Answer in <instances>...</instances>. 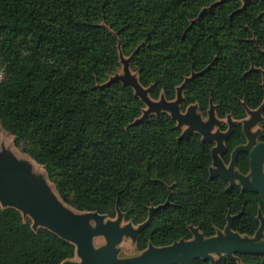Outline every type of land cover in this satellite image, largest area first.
Returning <instances> with one entry per match:
<instances>
[{"label":"trees","instance_id":"16d2710c","mask_svg":"<svg viewBox=\"0 0 264 264\" xmlns=\"http://www.w3.org/2000/svg\"><path fill=\"white\" fill-rule=\"evenodd\" d=\"M0 0V126L23 154L41 166L60 200L79 212H97L139 226L136 249L164 247L232 230L253 237L264 205L258 194L210 178L213 143L182 129L168 113L133 125L145 106L132 88L105 85L119 72V51L157 101L176 99L181 111L211 104L218 119L236 121L221 156L246 144L242 121L264 100V0ZM209 67V68H208ZM253 67L255 70H251ZM207 69L202 74L203 70ZM105 85V86H104ZM263 121L259 142L264 143ZM222 130L226 126L221 127ZM235 169L249 174L239 152ZM75 247L0 207V264H61ZM192 264H210L196 259ZM215 264H264V255L225 256Z\"/></svg>","mask_w":264,"mask_h":264},{"label":"water","instance_id":"95a60500","mask_svg":"<svg viewBox=\"0 0 264 264\" xmlns=\"http://www.w3.org/2000/svg\"><path fill=\"white\" fill-rule=\"evenodd\" d=\"M224 0H220L222 2ZM244 10L249 0H240ZM121 57V54H120ZM124 64L123 75H114L105 85L121 83L133 89L145 110L142 116L135 120L133 125L146 122L151 115L158 116L168 113L176 123L177 128H185L178 141L187 139L194 133L201 136L202 143H215L211 149L212 165L209 169L210 178L220 177L228 183L227 191L234 185H239L241 191L258 194L264 205V143L258 142L261 130L251 133L252 127L263 121L264 100L256 110H249L242 103L248 118L243 120V133L246 144L236 147L231 153L230 163L225 165L221 155L225 154L224 142L233 131L234 122L227 117L228 130L220 132L218 127L221 121L215 115V107L210 102L206 120L200 115L197 105H190L185 112L181 111L183 103L182 91L185 86L198 74H192L185 79L176 90V99L166 101L164 97L154 101L148 97V89H144L138 76L132 75L129 69L130 61ZM209 68V67H208ZM207 69L199 74H202ZM251 70H255L251 67ZM262 75V88L264 89V72L256 70ZM104 85V86H105ZM239 152L248 154L249 174L242 175L235 169ZM33 164L30 161L17 160L10 156H0V207L13 208L21 213L23 218L28 216L33 231L39 228L46 229L75 247V257L61 264H192L196 259H201L215 264L216 259L225 256L237 259L239 255H264V215L259 210L257 219L259 227L253 237L241 236L232 230V221L237 216H227V224L223 230H218L216 235L205 238L198 228L189 227L193 238L179 240L169 246L154 247L151 243L147 248L133 258L119 259L118 246L123 238L137 241L141 231L151 222L153 212L168 204V201L157 208H149L147 220L139 226L124 220L123 213L116 207V217L109 218L97 212H79L65 205L56 191L49 186L42 177L32 173ZM124 223V224H123ZM98 237L104 239V244L95 247L94 240Z\"/></svg>","mask_w":264,"mask_h":264},{"label":"rangeland","instance_id":"374dc122","mask_svg":"<svg viewBox=\"0 0 264 264\" xmlns=\"http://www.w3.org/2000/svg\"><path fill=\"white\" fill-rule=\"evenodd\" d=\"M120 54H121V57H120ZM129 59H130V57L123 56L121 51H119V63H120L121 68H120L119 72L116 73L115 75H119V76L123 75L124 64L122 61H128ZM131 61L129 64L130 72L132 75H135V77H137V73L131 70ZM1 78H2V73L0 71V79ZM204 120H206V119H204ZM184 129L185 128H182V130H184ZM216 129L217 128L214 127L213 131H215ZM254 130H256V129H254ZM2 155L14 157L17 160L30 161L33 164V169L31 172L34 173L35 175L40 176V177L43 176V178L47 181L49 186H51V188L54 190V187L51 184V182L48 180L44 169L41 166L37 165L30 157L23 154L18 148H16L14 146V143H13V138L9 134H7L5 131H3V129L0 126V156H2ZM54 192H55V190H54ZM57 197H58V195H57ZM58 199H59V197H58ZM24 219H29L31 221V219L28 216H25ZM31 225H32V221H31ZM263 234H264V232H263ZM103 244H104V239L102 237H98L94 240V246L95 247H99ZM118 250H119L118 258L122 259V260L136 257L141 253L136 249V243L132 242V240L130 238H123L122 242L118 246ZM74 259L77 260L76 257Z\"/></svg>","mask_w":264,"mask_h":264},{"label":"flooded vegetation","instance_id":"af4514ba","mask_svg":"<svg viewBox=\"0 0 264 264\" xmlns=\"http://www.w3.org/2000/svg\"><path fill=\"white\" fill-rule=\"evenodd\" d=\"M247 118H248V115H247ZM246 118V119H247ZM203 119H206V118H203ZM219 121H221V123H220V125L218 126V127H216L217 129L216 130H219L220 132H226L227 130H228V124H227V118L226 119H218ZM232 120V119H231ZM233 122H234V125H233V129H234V126H235V124H236V121H234V120H232ZM242 123V125H241V128L243 127V122H241ZM223 125H225L226 126V129L225 130H222L221 129V127L223 126ZM259 125H260V122L259 123H257L254 127H252V129H251V133H256L257 132V130L258 129H260V127H259ZM254 129H256V130H254ZM215 130V131H216ZM215 131H213V132H215ZM242 132H243V128H242ZM243 135L245 136V134L243 133ZM246 139V138H245ZM259 140V137L257 138V141ZM247 142V141H246ZM259 142V141H258ZM214 144V146H215V143H213ZM224 144H225V142H224ZM226 153V152H225ZM222 155H224V154H222ZM221 155V156H222ZM220 156V157H221ZM222 160V159H221ZM226 165V164H225Z\"/></svg>","mask_w":264,"mask_h":264}]
</instances>
